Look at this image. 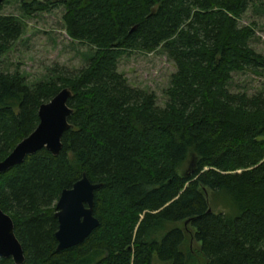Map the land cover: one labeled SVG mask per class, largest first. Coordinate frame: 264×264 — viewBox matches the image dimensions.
<instances>
[{
	"label": "trees",
	"instance_id": "obj_1",
	"mask_svg": "<svg viewBox=\"0 0 264 264\" xmlns=\"http://www.w3.org/2000/svg\"><path fill=\"white\" fill-rule=\"evenodd\" d=\"M248 1L21 2L28 15L62 4L66 34L93 50L85 66L34 83L0 71V160L36 127L41 103L71 92L58 154L42 148L0 172L21 264H264V92L228 89L233 72L264 66L253 27L239 25ZM22 31L0 12V56ZM132 50L173 60L164 106L117 70ZM83 173L101 184L99 224L56 251V201Z\"/></svg>",
	"mask_w": 264,
	"mask_h": 264
},
{
	"label": "rangeland",
	"instance_id": "obj_2",
	"mask_svg": "<svg viewBox=\"0 0 264 264\" xmlns=\"http://www.w3.org/2000/svg\"><path fill=\"white\" fill-rule=\"evenodd\" d=\"M22 1L28 0H3L2 3L0 12L18 17L23 31L0 56V71L18 70L26 82L34 83L57 74L60 69L74 72L85 66L93 50L66 34L63 5L58 3L49 10L28 15L21 10ZM239 25L253 27L249 45L264 56V0H249ZM117 70L126 76L130 85L154 92L158 106L165 105L164 90L175 71L173 60L165 52L132 50L119 58ZM228 89L235 93L246 92L249 96L264 92V66L233 72ZM221 208L222 204L218 203L215 210Z\"/></svg>",
	"mask_w": 264,
	"mask_h": 264
},
{
	"label": "water",
	"instance_id": "obj_3",
	"mask_svg": "<svg viewBox=\"0 0 264 264\" xmlns=\"http://www.w3.org/2000/svg\"><path fill=\"white\" fill-rule=\"evenodd\" d=\"M70 95V90L64 87L49 101L40 104L38 124L0 160V172L22 162L25 156L42 148L54 155L58 154L61 149V136L71 127L68 115L72 109L66 103ZM100 185L91 183L83 173L70 188L61 191L54 213L58 222L54 233L57 241L56 251L81 243L98 226L99 221L93 215V199L94 190ZM0 257H11L15 264H21L24 260L22 246L14 233L13 221L2 209H0Z\"/></svg>",
	"mask_w": 264,
	"mask_h": 264
}]
</instances>
